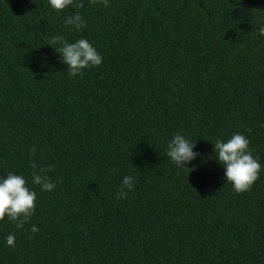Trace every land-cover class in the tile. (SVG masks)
I'll list each match as a JSON object with an SVG mask.
<instances>
[{"label": "trees", "instance_id": "trees-1", "mask_svg": "<svg viewBox=\"0 0 264 264\" xmlns=\"http://www.w3.org/2000/svg\"><path fill=\"white\" fill-rule=\"evenodd\" d=\"M75 2L0 0V175L37 194L29 224L0 221V264H264V0ZM57 37L102 63L69 76ZM177 131L194 171L166 156ZM237 132L262 166L241 193L213 152ZM29 160L62 182L41 191Z\"/></svg>", "mask_w": 264, "mask_h": 264}, {"label": "clouds", "instance_id": "clouds-1", "mask_svg": "<svg viewBox=\"0 0 264 264\" xmlns=\"http://www.w3.org/2000/svg\"><path fill=\"white\" fill-rule=\"evenodd\" d=\"M48 7L60 11L80 7L75 0H47ZM107 6V0H105ZM64 24L72 26L76 31H81L85 27L79 12L64 18ZM259 34L264 36V27L259 28ZM58 42L59 47L54 48L59 54L60 60L67 65L69 76L82 75L83 70L89 67H96L102 63V56L97 49L85 38L81 37L74 42H67L63 37H57L54 43ZM215 161L222 167L224 180L230 183L236 193L247 191L250 186L258 179L262 166L258 157H254L249 147V140L242 133H233L230 138L225 140L217 139L213 144ZM196 143H192L184 134L177 131L166 145L167 158L178 167L195 170L187 165L192 164L200 153L196 152ZM37 145L29 148V154L34 155ZM29 167L32 169L31 183L39 185L41 191L51 192L61 180L53 181L47 174L50 166L39 167L37 163L29 160ZM27 181L23 174L9 172L0 175V221L7 219L14 222L17 229H22L30 223V219L35 212L36 192L27 186ZM134 190V177L125 175L122 178L120 188L117 190V198H124L129 192ZM31 233H37L38 227L32 224ZM15 234L9 233L4 237L7 246L14 247Z\"/></svg>", "mask_w": 264, "mask_h": 264}]
</instances>
